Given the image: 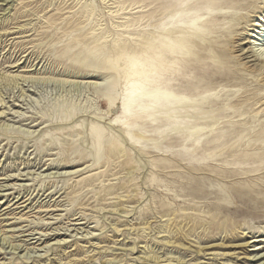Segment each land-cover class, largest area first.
Listing matches in <instances>:
<instances>
[{"label": "rangeland", "instance_id": "rangeland-1", "mask_svg": "<svg viewBox=\"0 0 264 264\" xmlns=\"http://www.w3.org/2000/svg\"><path fill=\"white\" fill-rule=\"evenodd\" d=\"M227 1L0 0V264H264V89L234 53L264 0ZM177 26L167 95L122 105L118 57Z\"/></svg>", "mask_w": 264, "mask_h": 264}, {"label": "bare ground", "instance_id": "bare-ground-1", "mask_svg": "<svg viewBox=\"0 0 264 264\" xmlns=\"http://www.w3.org/2000/svg\"><path fill=\"white\" fill-rule=\"evenodd\" d=\"M180 1H183V5L187 4V1H190L189 4L185 5L186 10H188V9H191V7H193L194 3L198 4L203 0H180ZM210 1L213 2L214 0H210ZM245 1H249V0H228L227 3L230 6L229 7L226 6L225 9L238 12L240 10L247 8V6L244 5ZM249 3H251V0ZM181 11H183V9L180 10V12ZM172 19L173 18H171V22H172ZM252 23L253 25L251 26L255 27L256 30L254 31L251 30L253 34H251L249 38L241 39L242 42L237 45V49L235 50L234 53H237L236 59L238 63H241V65L243 66V70L246 72V74L248 76H252V79L256 78L255 81L258 84L262 85L264 89V18L259 24H256L255 22H252ZM203 24L204 22H200L198 24L199 29L202 28ZM189 29L192 30V28H189ZM184 30L185 29L180 26L173 27V29L169 31L168 33L161 32L160 35L151 38V41L148 43V46L143 54L137 55V54H131V53H124V54L122 53L118 57L119 60L123 63V65L127 68V74L124 78V91H123L124 97L122 98V101H121L122 105L126 103L127 104L130 103L133 105L136 102H138L141 97H144L147 102L146 103L147 108L151 109L156 105V103L164 99V95H167V92H166L167 86H165L164 77L170 74L169 71L174 65L178 64L179 56H181V58H184L183 56H186L187 54L191 52L192 44H194L195 39L198 38V36H200L198 33V30L197 31L193 30L188 33L186 30L185 31ZM243 44L249 45L251 47L250 48L251 50H249L251 51V55H248L245 53V49L242 47ZM165 53L171 56L172 62H166L164 58ZM212 53L214 57H216L213 50H212ZM251 57H253L254 59L251 60ZM263 99L264 97L255 99L253 101L255 103L254 105L259 104V102L262 101ZM245 101H241V105L244 104ZM238 102H240V99L237 101V103ZM110 104L113 105V102L110 101ZM238 105L239 104H236L235 106H238ZM261 105H263V103H261L260 106ZM209 119L214 120L216 119V117L211 114ZM93 129L95 130L96 128L94 127ZM192 133L196 135V133H199V132L193 131ZM192 133L190 134L191 137H192ZM253 138L256 139L255 141L260 142L259 145H257L256 152H254L253 154L260 153L261 155L264 156V135H262V133H259V134L254 135ZM97 139L99 142V138ZM253 146H255V143L253 144ZM244 152L248 153V151L246 150ZM232 199L233 197L231 198V200ZM235 237L236 236L226 235L222 239V242L224 241V239L228 241H233ZM253 238L254 237H252L251 241H247L246 244L264 243V238H256V239H253ZM242 245L244 244H241V246ZM223 246H224V243H220L216 247H223ZM237 246L238 245H235V247ZM256 249L259 250L260 248H256ZM207 250L209 249H206L204 251L203 248L197 247V250H195V252H196V255L197 254L204 255V252H206ZM154 254L151 255V258L153 259L152 261L157 262L161 257L156 255V253ZM252 257L253 259H256L255 262H259L261 259H264V256L259 258L257 255H254ZM164 261L165 262L175 261L179 263V262L184 261V259L183 257L179 256L176 258L170 257Z\"/></svg>", "mask_w": 264, "mask_h": 264}]
</instances>
